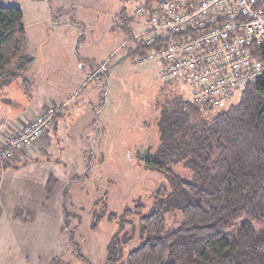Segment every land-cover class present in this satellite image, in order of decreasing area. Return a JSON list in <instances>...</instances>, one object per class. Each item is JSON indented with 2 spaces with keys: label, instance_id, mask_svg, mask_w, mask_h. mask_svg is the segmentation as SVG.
Returning <instances> with one entry per match:
<instances>
[{
  "label": "rangeland",
  "instance_id": "1",
  "mask_svg": "<svg viewBox=\"0 0 264 264\" xmlns=\"http://www.w3.org/2000/svg\"><path fill=\"white\" fill-rule=\"evenodd\" d=\"M0 5L21 11L26 35L22 56L31 58L22 77L0 90V99L12 102L0 106L1 113L14 120L22 118L34 102L56 93L60 98L70 97L79 88L61 114L65 123L76 121V145L84 141L81 149H85L77 156L79 146L73 145L72 156L57 159L59 163L50 173L58 183L42 206L38 205L41 189L35 187L30 192L21 184V190L13 187L14 181H32L31 167L13 172L20 179L13 182H9L10 172L5 167L0 170V264H106L107 247L118 233L120 238L130 237L122 244L116 263L126 264L127 254L141 242L140 212H147L158 186L168 189L162 174L145 167L159 145L155 127L159 106L179 97L191 100V89L182 81L163 82L160 63L134 64L127 56L134 42L127 41L129 36L122 28L132 33L138 29L134 12L140 5L135 0L124 4L122 18L119 0H0ZM85 59L96 67L80 72ZM106 59L109 62L104 65ZM102 64L103 69L99 68ZM16 65L12 63L8 72ZM96 69L100 72L91 78ZM23 79L34 84L32 98ZM91 88H97L100 97L96 95V104L88 105L86 93ZM237 97L212 108L206 119L236 103ZM86 107L88 116L78 115ZM106 113L103 124L99 118ZM92 148H96L93 156ZM172 170L191 179V172L181 166ZM36 178L33 181L41 178L40 172ZM25 199L33 202L27 203L32 206L31 214L25 212ZM139 205L143 209L135 212ZM125 209L128 215L123 214ZM181 221L179 210L172 208L165 215L166 232L176 229Z\"/></svg>",
  "mask_w": 264,
  "mask_h": 264
},
{
  "label": "trees",
  "instance_id": "2",
  "mask_svg": "<svg viewBox=\"0 0 264 264\" xmlns=\"http://www.w3.org/2000/svg\"><path fill=\"white\" fill-rule=\"evenodd\" d=\"M119 1L122 18L124 4L131 0ZM135 1L148 15L160 0ZM122 31L129 38L135 34L124 27ZM130 41L134 44L127 56L132 57L158 50L163 39L149 47L135 39ZM25 47L21 11L0 5V89L21 78L31 63L30 57L22 56ZM261 61L264 65V53ZM14 62L16 67L8 72ZM22 83L25 87L24 79ZM234 96H238L236 103L213 112L209 119L205 115L212 108L181 97L159 106L155 126L159 145L145 167L162 174L168 189L158 186L147 212H140L141 242L127 254L126 264H264V66L261 76ZM58 116L59 112L54 122ZM173 166L190 171L191 179H183ZM57 183L55 176L49 175L43 205ZM64 194L65 190L63 199ZM138 208L135 212L143 206ZM172 208L179 210L182 221L166 232L165 215ZM61 211L65 220L64 204ZM128 213L125 209L123 214ZM100 216L95 215L94 220ZM121 229L119 224L118 231ZM129 239L120 238L119 233L112 236L106 264L118 262L122 244Z\"/></svg>",
  "mask_w": 264,
  "mask_h": 264
},
{
  "label": "built area",
  "instance_id": "3",
  "mask_svg": "<svg viewBox=\"0 0 264 264\" xmlns=\"http://www.w3.org/2000/svg\"><path fill=\"white\" fill-rule=\"evenodd\" d=\"M134 15L138 29L127 41L135 39L145 47L163 42L158 50L133 55L131 61L160 63L163 82L182 81L196 104L218 107L261 76L264 0H160L148 15L141 6ZM59 111L47 107L17 134L0 136V170L41 137Z\"/></svg>",
  "mask_w": 264,
  "mask_h": 264
},
{
  "label": "crops",
  "instance_id": "4",
  "mask_svg": "<svg viewBox=\"0 0 264 264\" xmlns=\"http://www.w3.org/2000/svg\"><path fill=\"white\" fill-rule=\"evenodd\" d=\"M106 60H108V59H106ZM101 61H103V60H100V62ZM94 64H95V62H93L91 60H86V61H84V64H82L79 67V70H80V72H84L85 67L90 68L92 70L96 67V66H93ZM102 76H104V78L106 77L104 74ZM89 79L90 78H88V80ZM25 81H26L25 87L27 88V92L29 93V95H31L30 97L32 98V89H34V84L32 85V83H33L32 81L31 82L30 81L28 82L27 80H25ZM11 84H9V86ZM5 87L6 86H4L3 88H5ZM3 88H1V89H3ZM78 90H79V88H77L71 94L70 97L64 96L63 98H60V95H58L57 93L53 94L54 95L53 97L46 96L43 99L38 100L36 103L35 102L33 103V106H32V108H31V110L27 116H23L22 118H17L15 120H14V118L12 119L11 117L4 116L3 113H1L2 110H0V127L3 130V133L0 134V136H9V135H15L16 133H18L26 124H28L32 120L33 117L40 114L46 107L53 106V107L61 108L59 111V116L57 117L54 124L52 125L53 128L50 127L47 130H45L43 135L41 137H39L30 147H28V148L18 152L17 154H15V156L13 157V159L11 161L12 164L9 165L5 170L6 172H10L9 177L12 181H9V182H13V180H20V179H17V177H15V174L13 172L17 173L20 170H25L29 167L32 168L30 171V175L32 176L31 177L32 181H30V182H27V181L15 182L14 181V183H16L17 187L14 185H13V187H14V189H17V190L20 189L21 190V188L19 187V184H21L24 186V188L26 190H29L30 192H32L35 187H37L38 190L41 189L42 193H40L38 191V193H40V196H41L39 198V201H38L39 202L38 205H40V206L43 205L45 183H46L49 175L52 174V173H50V171L55 169V167H57V163H59L57 161V159L62 158V157H66V156H68V157L72 156L71 154H74V153H71V152L73 151L74 146H79V150L77 151V153H78L77 156H82V153L84 152L82 150H85L84 148L81 149L82 146H84L83 145L84 141H82L81 145H76V141H77L76 137H77V134L79 133L78 132L79 126L76 125V121L73 122V124L65 123L64 122V120H65L64 116L61 114L62 110L67 108L69 101L71 100V98L75 95V93ZM30 92H31V94H30ZM86 94H87L86 98L88 100L85 99V101L88 105H92V103L96 104L95 103V101L97 100L96 95L98 96V98L100 97L99 96L100 94H99L97 88L89 89ZM4 103H9V104L11 103L12 104V102H10L9 100L6 101L5 99H0V106H4ZM5 107H6V105H5ZM88 111H90V109L88 107H86L85 111H82V112L79 111L77 113H78V115L87 117ZM74 114H76V113H74ZM78 115L77 114L74 115V118H75V116H77V118H78ZM106 115H107V113L105 115H102L99 118L100 122L103 124L106 121ZM95 120H96V117H95ZM95 120H93V122L97 123ZM86 125H88V124H86ZM87 137L88 136H86V138ZM1 146H2V141L0 140V148H1ZM102 147L104 148V145ZM95 149L92 148V156L96 152ZM103 151H108V150H103ZM75 155H76V153H75ZM25 162H27V163H25ZM13 170H15V171H13ZM38 171L41 174V178H39V180L35 182L33 180H35V178L37 177V174L39 173ZM43 173H45V175L47 174L46 178H45V175ZM43 176H44V180L42 179ZM29 201L27 199H25V201H23V205L25 206L24 208H28V209H26L25 212L28 211V213L31 214V212L33 210L32 206L28 207L27 203L28 202L33 203V202L31 199ZM6 215H9V213L6 212Z\"/></svg>",
  "mask_w": 264,
  "mask_h": 264
}]
</instances>
